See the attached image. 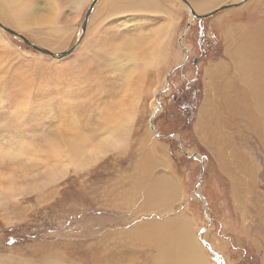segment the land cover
<instances>
[{
	"label": "rangeland",
	"instance_id": "rangeland-1",
	"mask_svg": "<svg viewBox=\"0 0 264 264\" xmlns=\"http://www.w3.org/2000/svg\"><path fill=\"white\" fill-rule=\"evenodd\" d=\"M186 1L205 15L242 0ZM76 4L0 0V24L38 48L81 38L52 59L0 28V264H163L146 235L181 222L210 263L264 264V127L240 65L264 0L205 20L180 0Z\"/></svg>",
	"mask_w": 264,
	"mask_h": 264
},
{
	"label": "bare ground",
	"instance_id": "bare-ground-1",
	"mask_svg": "<svg viewBox=\"0 0 264 264\" xmlns=\"http://www.w3.org/2000/svg\"><path fill=\"white\" fill-rule=\"evenodd\" d=\"M83 0H76L77 4L76 6H80L82 4ZM216 1V0H215ZM240 1V0H239ZM108 2V1H107ZM138 2V1H137ZM140 2V1H139ZM182 4L183 2L180 1ZM117 3V2H116ZM115 3V4H116ZM146 3V2H145ZM84 4V3H83ZM108 4V3H107ZM122 5V3H119ZM197 4V3H196ZM127 5V3H126ZM210 5V3H209ZM115 6V5H114ZM120 6V5H119ZM118 6V8H119ZM124 8V4L122 5ZM130 6V5H129ZM135 6L136 3H135ZM140 6V5H139ZM126 7V6H125ZM121 8V7H120ZM122 8V9H123ZM127 8V7H126ZM132 8V7H131ZM221 8V7H220ZM11 9V8H10ZM219 9V8H217ZM230 9V8H229ZM132 10V9H131ZM193 10V9H192ZM216 10V9H215ZM214 10V11H215ZM117 11V10H116ZM119 11V10H118ZM117 11V12H118ZM129 11V9H128ZM194 11V10H193ZM236 11V10H235ZM195 12V11H194ZM211 13V12H210ZM4 14V13H3ZM55 14V13H54ZM54 14L53 11L50 9L47 11V14L45 16V18L47 19V23L50 25L54 24ZM197 14V13H196ZM192 17V14H190ZM199 15V14H198ZM206 15V14H205ZM178 21V20H177ZM264 25V24H263ZM263 28V27H262ZM261 29V28H260ZM188 30L185 29V32ZM60 33V32H59ZM164 36V35H163ZM166 36V35H165ZM61 38V37H60ZM165 38V37H164ZM27 40V39H26ZM124 41V40H123ZM155 41V40H154ZM122 43V42H121ZM125 43V42H124ZM135 43L132 41H129L126 46H130L133 45ZM141 43V41H140ZM251 46L249 47V53L246 54V56H243L240 60H241V67L242 70L245 71V76L243 77L244 81L249 82L250 84V89L254 92L253 94L256 93V95L258 96L256 99V103H255V108L260 112V116H256V119L258 122H260L262 124V126L264 127V66H263V62H262V56L264 55L263 52V47H264V28L262 29V34L260 31L257 32V37H252L251 38ZM60 46H62L64 44V40L62 43H59ZM58 44V45H59ZM139 44V43H138ZM181 44V42H180ZM125 45V44H123ZM141 45V44H140ZM161 45V44H160ZM159 46V45H158ZM131 47V46H130ZM137 47V46H136ZM120 49V48H119ZM130 49V48H129ZM129 49H127L129 51ZM138 49V48H137ZM121 50V49H120ZM125 50V49H124ZM131 50V54H132V48ZM122 51V50H121ZM135 51V50H134ZM127 52V51H126ZM118 53V52H117ZM120 53V52H119ZM122 54V53H121ZM123 55V54H122ZM134 55V54H133ZM132 56V55H131ZM135 56V55H134ZM133 56V57H134ZM121 57V56H120ZM125 57V56H124ZM128 57V56H127ZM122 58V57H121ZM131 58V57H130ZM161 58V57H160ZM119 59V58H118ZM135 59V58H134ZM123 60H125L123 58ZM131 60V59H130ZM129 60V61H130ZM122 61V60H121ZM126 61V60H125ZM128 61V60H127ZM128 61V62H129ZM136 61V59H135ZM129 65V63H128ZM135 65V64H134ZM246 73H248L249 75L246 76ZM157 86V85H156ZM138 88V87H137ZM145 91V90H144ZM141 93V92H140ZM139 94V93H137ZM136 96V95H134ZM144 96V95H143ZM124 97V96H123ZM139 98V96L137 97ZM245 99V98H244ZM133 101V100H132ZM136 101V100H135ZM133 105V104H132ZM138 105V104H137ZM134 108V107H133ZM137 109V108H136ZM132 110V109H130ZM135 110V109H134ZM129 111V110H128ZM131 112V111H130ZM157 112V111H156ZM112 113V112H111ZM109 114V113H108ZM127 114V113H126ZM108 116V115H107ZM115 116V115H114ZM125 116V114H124ZM127 117V116H126ZM122 120L121 117L117 118V117H109L108 118V122L105 123V126L103 128V132H107V134L105 133V139L107 138V141L109 140L108 137H112L115 136V126L118 124L119 127H121L122 124ZM130 119H128L129 121ZM134 120V119H133ZM127 121V122H128ZM132 121V120H131ZM129 121V122H131ZM125 122V121H124ZM117 131V130H116ZM119 132V131H118ZM103 134V133H102ZM75 138L73 135L70 139H67L71 145V147H73V144L71 142V140ZM85 138V137H83ZM102 138V137H101ZM101 138H99V140H101ZM83 140V139H82ZM55 141L58 142H62L63 138H57L55 139ZM66 143V142H65ZM102 143V142H101ZM103 143L105 144V141L103 139ZM57 142H56V146H57ZM98 144L100 145L99 141ZM55 145V144H54ZM65 145V144H64ZM62 145V146H64ZM67 146V145H66ZM158 147V146H157ZM60 147H58L57 149H59ZM64 147H62L63 149ZM56 149V148H55ZM61 149V148H60ZM86 149V148H85ZM164 149V148H163ZM89 150V149H87ZM101 149L99 148H92L91 150H89L88 154H92L95 153V155H97V153L100 151ZM53 151V150H52ZM55 151V150H54ZM53 151V152H54ZM61 151V150H60ZM57 152V151H56ZM59 152V151H58ZM64 157L67 158V152L64 151ZM58 155V154H57ZM82 155V153H81ZM80 155V156H81ZM55 156V155H54ZM59 156H62V152L60 153ZM58 156V157H59ZM86 156V155H85ZM90 157V156H88ZM59 160V159H58ZM61 160V159H60ZM56 169V168H55ZM246 169V168H245ZM58 171V170H57ZM60 173V172H59ZM58 173V174H59ZM57 174V173H56ZM50 179V178H49ZM155 184L158 183L156 182ZM249 184V183H248ZM156 188V185H155ZM154 188V189H155ZM170 224V223H169ZM168 225V224H167ZM165 228H153L151 229V231L146 235L147 239H150V241H153L156 243L157 246H159L161 249L165 250V256L163 259V264H212L209 261L206 260L205 255H203V251L200 247V245L197 243V241H195L192 238V234L190 233V230L187 226L186 222H181V223H177V224H172L169 225ZM173 226V228H171ZM197 251L199 252V256L197 255ZM208 256V255H207ZM209 258V257H208ZM118 260V259H117ZM101 264V263H100Z\"/></svg>",
	"mask_w": 264,
	"mask_h": 264
},
{
	"label": "water",
	"instance_id": "water-1",
	"mask_svg": "<svg viewBox=\"0 0 264 264\" xmlns=\"http://www.w3.org/2000/svg\"><path fill=\"white\" fill-rule=\"evenodd\" d=\"M180 1H182V2L185 4V6L189 9V12H190V14H192L193 19L205 20V19L210 18L212 15L217 14L218 12H220V11H222V10H226V9H229V8H235V7L239 6L241 3H244L246 0H242V1H240V2H238V3H235V4L224 5V6H222L221 8L216 9L215 11H212L211 13H208V14H206V15H198V14H196V12H194V11L192 10L191 5H190L186 0H180ZM91 8H92V6L88 9L87 13L85 14V17H84L83 23H82V25H81V30H82L81 32H82V33H83L84 30H85V27H86V24H87L88 18H89V16H90ZM189 25H190V23L187 24V28L189 27ZM0 28H1L2 30H4L5 32H7L8 34L20 38V40H21L26 46H28V47L34 49L36 52H38V53H40V54H43V55H46V56H49V57H51L52 59H62V58H64V57H66V56L72 54L73 51L75 50V48L77 47V45L79 44L80 40H81V38H80V40H79V41H78L73 47H71L68 51H64V52H61V53H52V52H50V51H48V50H46V49H41V48H38V47L34 46L31 42H29L28 40H26L24 37H22L21 35H18V34H16V33H14L13 31H11V30H9V29L4 28L1 24H0ZM187 28H186V29H187ZM179 43H180V42H179ZM172 136H173V135H172ZM156 137L159 138L160 136H157V135H156ZM160 138L164 139V137H162V136H161ZM184 155H186V154H184ZM186 156H187L188 158H190V159H195L196 157H198V155H196L195 153H192V154H190V155H186ZM200 158H201V157H200ZM203 167H204V165L202 164V169H201V172H200V176H202V173H203ZM212 260L217 261L219 264H225V263L220 259V257L217 256V255H215V254L212 256Z\"/></svg>",
	"mask_w": 264,
	"mask_h": 264
},
{
	"label": "trees",
	"instance_id": "trees-1",
	"mask_svg": "<svg viewBox=\"0 0 264 264\" xmlns=\"http://www.w3.org/2000/svg\"><path fill=\"white\" fill-rule=\"evenodd\" d=\"M193 91V90H190V92ZM186 96V95H185ZM192 115V114H191ZM22 237V236H21ZM22 238L18 237V236H15L13 235V231L11 229H8V234L7 236L5 237V243L7 245H17V244H20L21 243V240Z\"/></svg>",
	"mask_w": 264,
	"mask_h": 264
},
{
	"label": "clouds",
	"instance_id": "clouds-1",
	"mask_svg": "<svg viewBox=\"0 0 264 264\" xmlns=\"http://www.w3.org/2000/svg\"><path fill=\"white\" fill-rule=\"evenodd\" d=\"M103 50H104V46H103V45H101L100 51H103Z\"/></svg>",
	"mask_w": 264,
	"mask_h": 264
}]
</instances>
